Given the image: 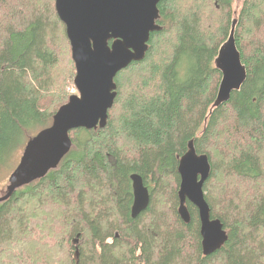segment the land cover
<instances>
[{"label":"trees","instance_id":"1","mask_svg":"<svg viewBox=\"0 0 264 264\" xmlns=\"http://www.w3.org/2000/svg\"><path fill=\"white\" fill-rule=\"evenodd\" d=\"M234 2L161 0V30L116 76L107 125L72 130L59 167L0 202V264H264V0H243L237 17ZM233 18L247 79L214 107ZM75 76L56 0H0V169L51 125ZM191 140L209 157L205 198L228 233L208 255L198 208L187 201L188 223L178 212ZM134 173L151 198L137 216Z\"/></svg>","mask_w":264,"mask_h":264},{"label":"water","instance_id":"2","mask_svg":"<svg viewBox=\"0 0 264 264\" xmlns=\"http://www.w3.org/2000/svg\"><path fill=\"white\" fill-rule=\"evenodd\" d=\"M161 0H56V9L66 24L76 65L74 83L78 93L63 104L50 126L30 137L19 165L9 177V185L0 202L13 193L57 169L73 147L70 132L74 129L104 128L118 94L115 81L118 73L135 61H141L149 50L151 34L161 30ZM237 20L234 19L229 38L221 45L215 60L222 73L214 107L227 103L247 79V69L235 40ZM181 176L178 212L186 223L191 215L187 201L199 209L202 246L205 255L221 248L228 233L219 219L211 218L204 185L211 174L206 154H199L194 141L179 157ZM134 203L132 215L137 216L150 204V192L141 175L132 174ZM79 236V235H78ZM77 238L75 243H77ZM77 257L79 251H76Z\"/></svg>","mask_w":264,"mask_h":264},{"label":"rangeland","instance_id":"3","mask_svg":"<svg viewBox=\"0 0 264 264\" xmlns=\"http://www.w3.org/2000/svg\"><path fill=\"white\" fill-rule=\"evenodd\" d=\"M242 1L243 0H235V2H234L233 7H234V11H235V14H234L235 17H237V15H238L241 7H242ZM68 91H69V93H73V94L78 93L76 85H70L68 87ZM24 145H25V143H24ZM23 150L24 149L20 150V152L16 151V153L19 152V154L14 158V160L11 161L7 166L0 169V197L3 196L7 190V186L9 185V177H10L11 173L15 170V168L19 165Z\"/></svg>","mask_w":264,"mask_h":264},{"label":"bare ground","instance_id":"4","mask_svg":"<svg viewBox=\"0 0 264 264\" xmlns=\"http://www.w3.org/2000/svg\"><path fill=\"white\" fill-rule=\"evenodd\" d=\"M234 21V20H233ZM236 25H237V23H236ZM232 27H233V24H232ZM231 31H232V29H231ZM236 32V31H235ZM230 34H231V32H230ZM230 36V35H229ZM229 38V37H228ZM241 53V52H240ZM242 58V57H241ZM244 64V63H243ZM222 80V79H221ZM178 169H179V167H178ZM179 171V170H178ZM180 174V173H179ZM131 179H132V177H131ZM180 179H181V176H180ZM181 182V181H180ZM132 183H133V181H132ZM206 183V182H205ZM205 186V185H204ZM132 187H133V185H132ZM134 192V191H133ZM180 199V198H179ZM189 201V200H188ZM189 202H191V201H189ZM192 203V202H191ZM196 206V205H195ZM132 207H133V205H132ZM188 207V206H187ZM199 210V209H198ZM211 214V213H210ZM199 216H200V214H199ZM201 237H202V234H201ZM202 240H203V237H202Z\"/></svg>","mask_w":264,"mask_h":264},{"label":"flooded vegetation","instance_id":"5","mask_svg":"<svg viewBox=\"0 0 264 264\" xmlns=\"http://www.w3.org/2000/svg\"><path fill=\"white\" fill-rule=\"evenodd\" d=\"M133 188V187H132ZM150 192V191H149ZM133 203H134V192H133Z\"/></svg>","mask_w":264,"mask_h":264}]
</instances>
